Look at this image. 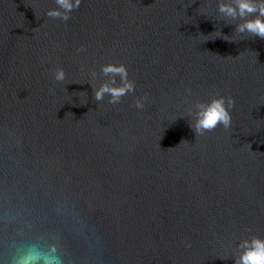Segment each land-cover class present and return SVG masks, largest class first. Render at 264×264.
I'll return each mask as SVG.
<instances>
[{
	"label": "water",
	"instance_id": "water-1",
	"mask_svg": "<svg viewBox=\"0 0 264 264\" xmlns=\"http://www.w3.org/2000/svg\"><path fill=\"white\" fill-rule=\"evenodd\" d=\"M55 6L0 0V264L31 243L64 264H234L264 236V40L215 0H81L67 22ZM107 63L136 85L120 104L94 100ZM187 87L232 96V127L196 136Z\"/></svg>",
	"mask_w": 264,
	"mask_h": 264
},
{
	"label": "clouds",
	"instance_id": "clouds-1",
	"mask_svg": "<svg viewBox=\"0 0 264 264\" xmlns=\"http://www.w3.org/2000/svg\"><path fill=\"white\" fill-rule=\"evenodd\" d=\"M54 3L56 6L48 9L45 15L67 22L79 8L81 0H54ZM215 4V20L235 25L234 34L241 40L250 37L264 40V0H215ZM90 76L93 80L102 81L97 87H92L94 100L98 105L105 97L110 104H120L122 97L136 92L135 82L129 79L128 69L124 64H103L98 71L90 70ZM51 78L53 84H61L66 80L67 74L62 67H54L51 69ZM184 96L187 101L185 116L189 117L190 127L196 136L212 132L217 127L224 130L232 127V111L236 104L232 96L217 94L207 100H193L190 87L185 88ZM148 102L149 97L145 94L135 99L134 107L143 110ZM231 258L234 264H264V236L250 234L240 238L235 243ZM11 264H64V260L55 246L42 247L31 243L16 250Z\"/></svg>",
	"mask_w": 264,
	"mask_h": 264
}]
</instances>
